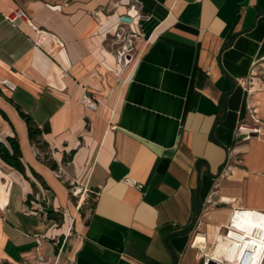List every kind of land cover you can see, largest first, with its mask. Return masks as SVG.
<instances>
[{
	"label": "crops",
	"instance_id": "crops-1",
	"mask_svg": "<svg viewBox=\"0 0 264 264\" xmlns=\"http://www.w3.org/2000/svg\"><path fill=\"white\" fill-rule=\"evenodd\" d=\"M130 4L144 38L112 86L106 35ZM3 78L0 264H200L203 209L207 248L233 208L264 211V0H0ZM246 102L260 130L243 140Z\"/></svg>",
	"mask_w": 264,
	"mask_h": 264
},
{
	"label": "built area",
	"instance_id": "built-area-1",
	"mask_svg": "<svg viewBox=\"0 0 264 264\" xmlns=\"http://www.w3.org/2000/svg\"><path fill=\"white\" fill-rule=\"evenodd\" d=\"M134 8V4L129 5V9ZM135 9V8H134ZM131 18V22H124L119 19L121 15L117 17V22L113 28L112 38H122V43L119 46L117 52L120 55L128 56L132 51L134 43L137 39H143L144 34L141 30H138V19L140 14L135 9V14L131 15L129 10L126 14H123ZM17 17L25 18L26 14L21 9H15L5 15V19L13 22ZM126 52V53H125ZM0 88L6 91H13L15 85L7 78L0 80ZM82 103L90 110H96L97 101L93 96L88 93H84L82 96ZM246 108L249 112V116L254 125L240 122L235 128V134L240 136L241 139L246 140L259 133V123L256 117L255 108L246 102ZM55 176L68 183L69 193L73 196L77 195L81 188L72 180H64L62 173L58 169L54 171ZM125 181L137 188L141 187L140 184L135 183L129 179ZM205 215V209H203L199 218L195 223V235H193L190 245L196 250V257L200 261V264H264V211L251 208L235 207L232 209L230 217L227 223L223 226L222 231L213 235L212 241L207 248L206 232L200 229L202 217ZM237 224H240L242 228H239ZM198 238H201L199 242H196ZM220 241L227 242L234 248L233 255L228 258L223 249L218 248ZM37 244L40 243L39 238L36 239ZM60 244V240H55V245ZM43 260L42 255H37V261Z\"/></svg>",
	"mask_w": 264,
	"mask_h": 264
},
{
	"label": "rangeland",
	"instance_id": "rangeland-1",
	"mask_svg": "<svg viewBox=\"0 0 264 264\" xmlns=\"http://www.w3.org/2000/svg\"><path fill=\"white\" fill-rule=\"evenodd\" d=\"M109 11V12H108ZM112 10L108 9L106 14L111 13ZM112 32L107 33L105 40V49L110 55L112 60L111 68H109L110 79L112 86H122L126 83L129 73L133 68V65L138 57L139 47L137 46L139 41L143 39H137L134 43L132 51L129 52L128 56L120 55L117 50L122 43V38L113 37ZM126 53V52H125ZM228 257L233 255L234 248L229 244L226 247Z\"/></svg>",
	"mask_w": 264,
	"mask_h": 264
},
{
	"label": "trees",
	"instance_id": "trees-1",
	"mask_svg": "<svg viewBox=\"0 0 264 264\" xmlns=\"http://www.w3.org/2000/svg\"><path fill=\"white\" fill-rule=\"evenodd\" d=\"M19 114L26 123L29 140L33 143H43L40 137L42 132L48 131V127L44 126L42 128H39L27 114L23 113L22 111H19ZM8 140L10 141V147L12 149L11 154L7 153L8 158L13 163L16 169H18L19 171H23V166L18 159L20 157V149L18 147L17 141L14 138H8Z\"/></svg>",
	"mask_w": 264,
	"mask_h": 264
},
{
	"label": "water",
	"instance_id": "water-1",
	"mask_svg": "<svg viewBox=\"0 0 264 264\" xmlns=\"http://www.w3.org/2000/svg\"><path fill=\"white\" fill-rule=\"evenodd\" d=\"M119 19L124 22H131V18L125 15H121Z\"/></svg>",
	"mask_w": 264,
	"mask_h": 264
},
{
	"label": "bare ground",
	"instance_id": "bare-ground-1",
	"mask_svg": "<svg viewBox=\"0 0 264 264\" xmlns=\"http://www.w3.org/2000/svg\"><path fill=\"white\" fill-rule=\"evenodd\" d=\"M130 11H132L131 15H134V14H135V9H134V8H130V9H129V12H130ZM104 21H105V20H104ZM114 26H115V25H114ZM114 26H113V27H114ZM237 226H238L239 228H242L240 224H237Z\"/></svg>",
	"mask_w": 264,
	"mask_h": 264
}]
</instances>
